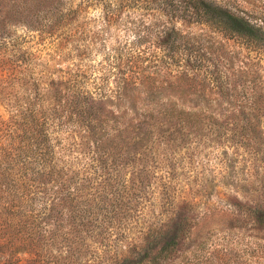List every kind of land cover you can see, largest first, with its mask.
<instances>
[{"label":"rangeland","instance_id":"1","mask_svg":"<svg viewBox=\"0 0 264 264\" xmlns=\"http://www.w3.org/2000/svg\"><path fill=\"white\" fill-rule=\"evenodd\" d=\"M229 2L264 20V0ZM40 7L36 0H0V264H96L102 251L110 254L141 243L144 228L163 221L182 201L190 203L180 212L192 227L185 243L194 249L204 238L193 264H256L259 257L263 263L264 243L257 238L264 240V229L254 227L247 209L250 202H264V59L239 41L197 26L184 29L206 52L220 56L226 76L236 85L235 104L254 102L258 112L248 119L205 120L183 147H157L144 161L146 167L171 168V185L181 188L174 192L182 195L162 207L157 182L166 175L154 173L137 197L123 200L126 211L119 219L105 221L101 245L88 247L79 259L67 254L62 212L58 206L50 209L57 200L46 180L44 132L34 134L32 112L34 118V105L44 104V88L65 73L85 72L80 86L91 90L87 81L104 59L100 45L108 47L120 33L101 30L100 10L92 6L50 35L46 27L37 33L35 22L47 19ZM75 38L78 42H67ZM64 40L63 49L56 50L55 43ZM79 136L72 123L58 128L53 138L57 151L64 149L61 160L78 168L88 164L99 176L101 170L91 165L92 151L81 148Z\"/></svg>","mask_w":264,"mask_h":264},{"label":"trees","instance_id":"2","mask_svg":"<svg viewBox=\"0 0 264 264\" xmlns=\"http://www.w3.org/2000/svg\"><path fill=\"white\" fill-rule=\"evenodd\" d=\"M36 3L45 10L42 17H47L43 24L35 22L37 33L46 27V34L50 35L56 27L69 25L82 9L91 6L100 10L101 30L111 28L120 33L108 47L104 42L100 45L104 59L94 67L97 76L93 72L87 81V85L92 83L91 90L84 88L85 84L80 86L85 72L79 74L75 70L56 76L59 78L52 79L43 90L44 104L34 105V118L32 112L34 134L38 137L39 132H44L46 180L57 200L50 209L58 206L62 212L67 254H76L79 259L88 247L101 245L105 221L119 219V214L126 211L123 200L137 197L154 173L166 175L165 181L158 177L161 179L157 182L162 207L182 195L180 191L174 192L181 188L171 185V168L146 167L144 161L157 147H183L188 134L200 131L205 120H234L240 119L239 115L248 119L254 111L258 112L254 102L247 106L235 104L236 85L226 76L220 56L206 52L199 39L184 28L204 27L239 41L264 59V20L242 12L229 0ZM66 40L57 41L56 50L63 49ZM98 40L90 41V45ZM67 123L78 128L81 148L92 151L91 165L96 164L101 170L99 176L88 164L78 168L69 161L62 162L64 149L62 153L57 151L53 136ZM250 203L247 210L254 227L264 229L263 200ZM189 204L182 201L163 221L146 226L141 243L128 244L110 254L108 250L102 251L96 264H193L204 238L194 249L185 243L192 227L180 211ZM257 240L264 243L261 238ZM261 258L256 264H264Z\"/></svg>","mask_w":264,"mask_h":264}]
</instances>
